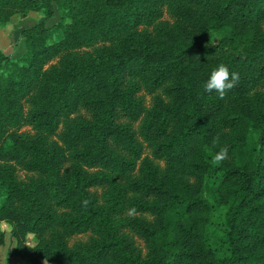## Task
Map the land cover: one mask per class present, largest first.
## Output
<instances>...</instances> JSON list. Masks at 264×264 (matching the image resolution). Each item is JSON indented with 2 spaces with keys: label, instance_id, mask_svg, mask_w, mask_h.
<instances>
[{
  "label": "trees",
  "instance_id": "1",
  "mask_svg": "<svg viewBox=\"0 0 264 264\" xmlns=\"http://www.w3.org/2000/svg\"><path fill=\"white\" fill-rule=\"evenodd\" d=\"M162 5L174 23L141 30ZM33 11L45 18L21 32L25 54L0 49V224L13 226L17 253L29 264H264V0H0V27ZM96 36L103 46L80 51ZM220 65L238 75L222 98L204 89ZM126 76L158 94L151 107ZM24 99L34 134L7 133ZM81 107L91 120L73 116ZM121 114L143 118L150 156ZM13 163L36 176L16 181ZM122 208L146 257L115 225ZM216 208L223 224L211 230Z\"/></svg>",
  "mask_w": 264,
  "mask_h": 264
},
{
  "label": "rangeland",
  "instance_id": "2",
  "mask_svg": "<svg viewBox=\"0 0 264 264\" xmlns=\"http://www.w3.org/2000/svg\"><path fill=\"white\" fill-rule=\"evenodd\" d=\"M162 11V18L153 26H143L141 27V30H146L150 34H154L156 26L159 23H167L169 25H172L174 23V17L172 13L170 12L167 5L161 6ZM45 18V15L43 12H30L27 15H14L11 19V21L0 27V49L5 52L8 55H14L15 58H19L26 52V44L25 41L20 40V34L23 31V29L32 27L36 23L40 22ZM57 19H54L49 25L52 26L55 23H57ZM262 26L264 28V21L262 22ZM105 44V40L103 36H96L92 40L86 41L80 51H94L100 46H103ZM60 62V57L57 59H54L51 63H49L46 66V69H51L55 65H58ZM126 82L130 79H133L138 84V90L135 92V99L138 101H141L144 105L151 107L154 103L155 96L158 95L157 93L151 94L149 93L142 80L140 78H130L126 76ZM22 108H23V121L19 123L16 127H11L7 123L5 124V130L7 133H11L13 131H16L20 135L24 136H31L34 134L33 127L28 122V111L30 109L29 104L24 99L22 100ZM74 117H83L87 120L92 119L91 113L84 109L79 108L74 114ZM143 118L139 120H132L128 116L121 114L118 117V123L120 125H124L129 127V129L133 132L135 137L145 145V151H144V157L151 155V149L148 147L145 142L142 140L140 135V129L142 124ZM62 131H60L57 134V139L59 140L60 135ZM120 154H122V151H119ZM142 161L138 162L137 171L134 173L135 176H139V168L141 166ZM14 164V179L18 182L24 183L28 182L31 177L36 176L35 173L31 172L30 170L26 169L24 166H21L17 163ZM72 165V162L68 160L64 168L70 169ZM160 165L162 168H165L167 166V163L165 161H161ZM178 178L183 181H187L191 184H196V181L194 178L189 177L185 174H179ZM123 183V182H122ZM108 191V187H97L93 189V192H95L99 197V203L101 205H105V194ZM207 195V194H206ZM58 213H64L65 210L56 208ZM133 215L127 208H122V211H120L118 214H116L113 219L115 222V225L120 233V235H129L132 237L135 241L138 247L140 248L143 257H146L147 255V245L137 235L132 233L131 231L127 230L124 226V220ZM212 220L214 223V227L211 228V230H216L217 228H220L223 224V218H222V211L218 208L214 209L212 212ZM46 237H50L51 234L48 232L45 234ZM91 234H78V235H66V240L68 244L73 247L76 243L79 242H87L90 240ZM39 241L38 236H36L33 233H29L26 236V243L29 246H35ZM18 241L13 235V226L7 222H2L0 224V264H29L27 261H25L18 253Z\"/></svg>",
  "mask_w": 264,
  "mask_h": 264
},
{
  "label": "clouds",
  "instance_id": "3",
  "mask_svg": "<svg viewBox=\"0 0 264 264\" xmlns=\"http://www.w3.org/2000/svg\"><path fill=\"white\" fill-rule=\"evenodd\" d=\"M238 75L235 72H230L227 66L220 65L213 70L207 81L205 82L204 89L206 92H217L222 98L228 90L235 86ZM227 150L224 149L218 153L215 159L219 162L226 158Z\"/></svg>",
  "mask_w": 264,
  "mask_h": 264
}]
</instances>
